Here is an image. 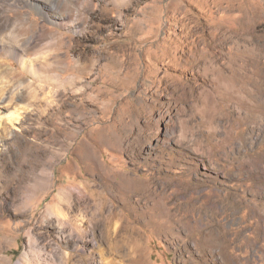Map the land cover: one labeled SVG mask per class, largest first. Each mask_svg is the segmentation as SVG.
<instances>
[{
	"label": "rangeland",
	"instance_id": "374dc122",
	"mask_svg": "<svg viewBox=\"0 0 264 264\" xmlns=\"http://www.w3.org/2000/svg\"><path fill=\"white\" fill-rule=\"evenodd\" d=\"M87 180L143 264H264V0H0V264H101Z\"/></svg>",
	"mask_w": 264,
	"mask_h": 264
},
{
	"label": "bare ground",
	"instance_id": "6f19581e",
	"mask_svg": "<svg viewBox=\"0 0 264 264\" xmlns=\"http://www.w3.org/2000/svg\"><path fill=\"white\" fill-rule=\"evenodd\" d=\"M85 155H89V152L87 151ZM101 175H103V173H101ZM82 184L84 185L83 188L85 190V193L96 192L100 196V200H101V205L97 209L91 208V205L90 206L88 205L89 203L78 208L79 214L88 213L94 218H96L97 216L104 217V221L102 223V228L100 233V238L105 244L104 247L99 251L101 264H134L136 263L135 261L144 258L143 238L140 236L139 233L136 232L129 233V226L127 225L125 231H123V236L120 238L117 237L118 236L117 233L120 230L119 227V220L121 218L120 213L114 208L113 205L109 204L106 198V194L103 191L104 188L97 186L96 184L92 183L89 180L84 181ZM111 187L112 185L108 186L109 189H111ZM85 195L84 193L82 194L83 197ZM72 208H74V206L67 205L65 209H61L57 206L53 209V212L56 214L57 218H59L62 222H66V221L71 222L70 229H68L70 230V232L68 231L69 233L65 236V238L67 237L66 238L67 242L75 239L74 236H76L78 240L80 239L83 240L84 238H86L87 235L85 233V230L82 229V225H80L78 221H76V217H74V215L71 214ZM163 214H162V221L164 222V224L170 223L169 213L163 211ZM159 215H161V213ZM148 220L152 221V217H149ZM66 230H67L66 228L65 229L62 228L61 233ZM71 230L73 234H71ZM43 234L44 233H42V235ZM30 235H31L30 238H33V240L38 239L40 237V233L37 232V227L34 226V228L32 229V233ZM90 258H91V252L90 253L84 252L82 255H80L77 253L76 254L71 253L67 249H62L61 247H57L54 250L53 249L50 250V264H85L83 263V261L85 262ZM20 262L22 264H30L25 259L24 260L21 259ZM139 264H143L141 260H139Z\"/></svg>",
	"mask_w": 264,
	"mask_h": 264
}]
</instances>
